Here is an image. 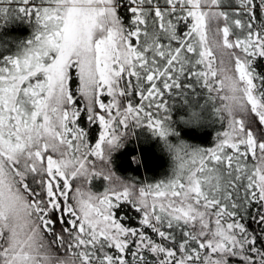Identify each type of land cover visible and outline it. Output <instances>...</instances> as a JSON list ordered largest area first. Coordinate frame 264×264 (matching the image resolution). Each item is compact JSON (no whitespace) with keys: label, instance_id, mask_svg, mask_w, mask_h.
I'll return each mask as SVG.
<instances>
[{"label":"snow or ice","instance_id":"6c2138e0","mask_svg":"<svg viewBox=\"0 0 264 264\" xmlns=\"http://www.w3.org/2000/svg\"><path fill=\"white\" fill-rule=\"evenodd\" d=\"M16 15L34 31L0 51V264H264V77L251 67L264 0H0V23ZM219 47L244 96L238 119L216 104ZM197 85L189 119L211 102L212 146L168 139L176 98L190 107ZM141 125L175 156L156 183L111 167Z\"/></svg>","mask_w":264,"mask_h":264},{"label":"trees","instance_id":"16d2710c","mask_svg":"<svg viewBox=\"0 0 264 264\" xmlns=\"http://www.w3.org/2000/svg\"><path fill=\"white\" fill-rule=\"evenodd\" d=\"M34 31L33 22L16 15L11 19L0 23V44L6 45L8 53L15 50L21 40L29 39ZM252 69L257 77H264V55H258L253 59ZM195 91L201 93L195 102L197 106L204 102L206 89L197 85ZM185 97L176 98V105L173 106V120L175 132L168 139L173 143L180 140L186 141L191 146L207 147L215 142L216 134L221 130L219 121L212 115L211 102L202 112V120L196 124H187L180 120L181 115H187L188 106L182 104ZM191 100V98H190ZM90 138L93 137V126L83 121ZM138 157V159H134ZM112 170L125 180L133 183H156L171 175L176 160L172 152L169 151L164 140L153 132L147 125L133 127L129 129L122 144L111 153ZM94 190L103 191L105 181L97 179L94 181ZM118 215L134 217L135 209L130 202H120L114 209ZM133 222H135L133 220Z\"/></svg>","mask_w":264,"mask_h":264},{"label":"clouds","instance_id":"9594fccd","mask_svg":"<svg viewBox=\"0 0 264 264\" xmlns=\"http://www.w3.org/2000/svg\"><path fill=\"white\" fill-rule=\"evenodd\" d=\"M216 54L217 58L221 61L216 65L218 79L222 81L220 90L217 93L216 104L229 117L238 119L244 115L246 108L241 86L235 74L232 72L227 50L222 47L216 48ZM192 110L200 111V107L195 102H192L188 108L187 115H181L184 118L182 121H186L185 123L187 124H196L199 122L189 119Z\"/></svg>","mask_w":264,"mask_h":264},{"label":"rangeland","instance_id":"374dc122","mask_svg":"<svg viewBox=\"0 0 264 264\" xmlns=\"http://www.w3.org/2000/svg\"><path fill=\"white\" fill-rule=\"evenodd\" d=\"M105 99L107 100L108 97L105 96ZM85 122L88 123L87 121H85ZM89 125H90V126H93V131H92V135H93V137L90 138V136H89V139H90V141H91L92 143H94L95 140L99 138V128H98V126L95 125V124H90V123H88V126H89ZM127 134H128V132H127L126 135L122 138V140H124V139L126 138ZM118 147H119V146H118ZM118 147H116V148H118Z\"/></svg>","mask_w":264,"mask_h":264}]
</instances>
